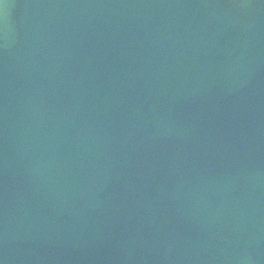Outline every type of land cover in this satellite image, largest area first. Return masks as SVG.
<instances>
[{"label":"water","instance_id":"obj_1","mask_svg":"<svg viewBox=\"0 0 264 264\" xmlns=\"http://www.w3.org/2000/svg\"><path fill=\"white\" fill-rule=\"evenodd\" d=\"M0 264H264V0H0Z\"/></svg>","mask_w":264,"mask_h":264}]
</instances>
